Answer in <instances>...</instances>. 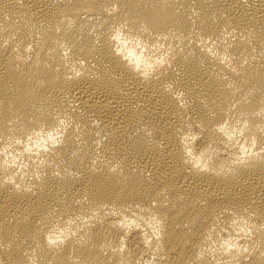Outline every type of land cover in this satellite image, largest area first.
<instances>
[{
    "label": "bare ground",
    "instance_id": "1",
    "mask_svg": "<svg viewBox=\"0 0 264 264\" xmlns=\"http://www.w3.org/2000/svg\"><path fill=\"white\" fill-rule=\"evenodd\" d=\"M0 264H264V0H0Z\"/></svg>",
    "mask_w": 264,
    "mask_h": 264
}]
</instances>
